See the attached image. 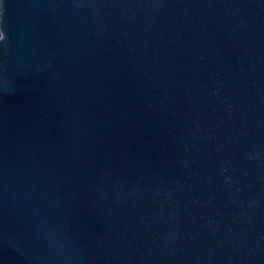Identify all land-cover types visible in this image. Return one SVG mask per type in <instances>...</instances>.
<instances>
[{"label": "water", "instance_id": "obj_1", "mask_svg": "<svg viewBox=\"0 0 264 264\" xmlns=\"http://www.w3.org/2000/svg\"><path fill=\"white\" fill-rule=\"evenodd\" d=\"M0 11V264H264V0Z\"/></svg>", "mask_w": 264, "mask_h": 264}, {"label": "snow or ice", "instance_id": "obj_2", "mask_svg": "<svg viewBox=\"0 0 264 264\" xmlns=\"http://www.w3.org/2000/svg\"><path fill=\"white\" fill-rule=\"evenodd\" d=\"M5 6V0H0V9ZM3 12L0 11V23H2ZM7 39L5 32L0 29V44H2Z\"/></svg>", "mask_w": 264, "mask_h": 264}]
</instances>
